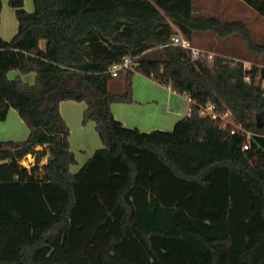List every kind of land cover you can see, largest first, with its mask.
Listing matches in <instances>:
<instances>
[{
    "label": "trees",
    "instance_id": "1",
    "mask_svg": "<svg viewBox=\"0 0 264 264\" xmlns=\"http://www.w3.org/2000/svg\"><path fill=\"white\" fill-rule=\"evenodd\" d=\"M239 1L264 19V0ZM9 5L18 31L0 35V121L17 111L29 136L0 141V264H264V41L247 23L194 0ZM1 11L2 0L0 26ZM178 35L209 38L213 61H192L171 44ZM232 38L245 55L213 44ZM128 57L133 67L113 77ZM135 74L188 97L190 114L171 131L125 127L112 105L133 101ZM65 101L86 104L83 124H96L104 146L76 173ZM210 103L250 138L202 116Z\"/></svg>",
    "mask_w": 264,
    "mask_h": 264
},
{
    "label": "crops",
    "instance_id": "2",
    "mask_svg": "<svg viewBox=\"0 0 264 264\" xmlns=\"http://www.w3.org/2000/svg\"><path fill=\"white\" fill-rule=\"evenodd\" d=\"M24 1L26 2V10L32 12L33 10L28 6L29 0ZM204 6L200 7L202 11ZM209 8L212 10L211 14L222 16L218 4H214L212 7L209 5ZM17 31L18 21L15 10L10 7L9 0H2L0 35L3 40L10 41L17 34ZM215 40L217 41V39ZM40 47L45 49L46 42L41 41ZM18 75L19 73L16 72L12 78H16ZM23 79L32 84L36 79V74H27L23 76ZM190 104L191 100L188 97L177 94L170 87L160 85L141 74H135L133 78V101L131 103L113 104L112 112L114 117L128 128L136 127L143 132L171 131L178 121L189 114ZM85 109V103L65 101L60 105L61 114L71 131L70 146L75 153L77 164H79V155L84 158L82 166L98 149L104 147L96 130V124L92 121L83 124ZM12 112H16L19 116L17 111L11 109L7 119ZM0 141L6 140L0 139Z\"/></svg>",
    "mask_w": 264,
    "mask_h": 264
},
{
    "label": "rangeland",
    "instance_id": "3",
    "mask_svg": "<svg viewBox=\"0 0 264 264\" xmlns=\"http://www.w3.org/2000/svg\"><path fill=\"white\" fill-rule=\"evenodd\" d=\"M194 3L197 9L199 10L200 7L205 5L203 11L205 13H210V14L212 13V10L211 8H209V5L212 7V5L218 4L221 10L220 15L230 20L233 19L244 20L249 26V28H251V31L255 39H257V41H264V19L261 16H259V14L256 11H254L244 3L238 2L237 0H195ZM28 6L31 10H34L33 0H29ZM220 42L215 40L213 44L215 46L221 45L220 47L223 48L222 50L229 55H235L238 57V55L239 56L242 54L245 55L247 52L246 44L239 38H232L228 41H220ZM211 43L212 41L209 38H206L205 36L203 38L198 39L196 44L193 46L199 49L206 50L208 49ZM246 66L249 67L250 64L248 63ZM14 73H16V71L10 72L9 77L11 79H15V77L12 78ZM34 83L35 80L32 84ZM122 84H123V80L121 78L113 81L111 83V90L115 92L118 91L121 88L120 86H122ZM28 136H29V128L27 124L23 120H21L19 116H17L16 112H12V114L9 115V118L5 123L4 121H0L1 140H6L7 142L8 141L20 142V141H25L28 138ZM78 157H79V164L72 167L73 173L79 171L84 160L83 156L79 155Z\"/></svg>",
    "mask_w": 264,
    "mask_h": 264
},
{
    "label": "built area",
    "instance_id": "4",
    "mask_svg": "<svg viewBox=\"0 0 264 264\" xmlns=\"http://www.w3.org/2000/svg\"><path fill=\"white\" fill-rule=\"evenodd\" d=\"M171 44L174 46H178V47L189 50L190 55H191V60L194 62H198L203 57V55H205V54L207 55L208 61H210V62L213 61V59L215 57V53H213V52H207L206 53L202 49H199V48L193 46L190 41H188L187 39H185L181 35L173 37ZM133 61H134L133 58L128 57L124 60L123 63L116 64V65L112 66L110 68L111 75L113 77H117L120 72L132 68L134 65ZM247 64L248 63H246V65ZM246 80L250 81V78L246 77ZM189 114H190V111H189ZM201 115L211 117L214 120L221 119L223 122V126H225L227 123H231V125L233 126L232 131H231L232 134L240 132L243 135H245L247 138H250V136H251V133L245 131L241 126L236 125L231 120V115L229 112L225 113L223 116L220 115L217 111V107L215 104L210 103V104L202 107L201 108ZM248 149H249V144L246 143L243 147V151H247ZM48 160H49V157L45 158L44 162L45 161L47 162ZM34 162H35V158L32 155H28L26 158H24L21 161V164L26 168H30L34 164Z\"/></svg>",
    "mask_w": 264,
    "mask_h": 264
}]
</instances>
